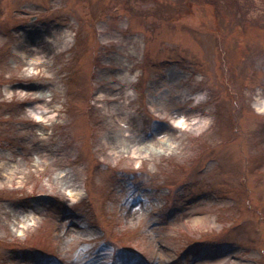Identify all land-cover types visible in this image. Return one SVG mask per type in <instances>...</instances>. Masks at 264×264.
I'll use <instances>...</instances> for the list:
<instances>
[{
    "label": "rangeland",
    "instance_id": "rangeland-1",
    "mask_svg": "<svg viewBox=\"0 0 264 264\" xmlns=\"http://www.w3.org/2000/svg\"><path fill=\"white\" fill-rule=\"evenodd\" d=\"M257 100L264 0H0V264H264Z\"/></svg>",
    "mask_w": 264,
    "mask_h": 264
},
{
    "label": "bare ground",
    "instance_id": "bare-ground-1",
    "mask_svg": "<svg viewBox=\"0 0 264 264\" xmlns=\"http://www.w3.org/2000/svg\"><path fill=\"white\" fill-rule=\"evenodd\" d=\"M61 36L63 34H60ZM65 35V34H64ZM61 47L62 46V43H58ZM39 49V48H38ZM41 49L40 50H37V52L35 53L34 57H32V59H30V63H35V62H39L41 59H43V56L39 55L41 52ZM255 107L260 110V111H264V100L263 101H260V100H257L255 103H254ZM38 108H41V109H46V107H41L39 106ZM127 118V116L124 117L123 120H125ZM175 121H177V123L181 124L182 126H185L187 124V118L185 115H182L180 116L178 119H176ZM157 140H147V141H144L142 142L140 145H137L136 147H134L133 149V155L135 157H139V158H142L145 156V154H148V151L152 148V147H156V148H164L166 146V141L168 139V134L166 132H159L157 133ZM72 193V191H70ZM75 197H78L79 196V192H75L73 194Z\"/></svg>",
    "mask_w": 264,
    "mask_h": 264
}]
</instances>
